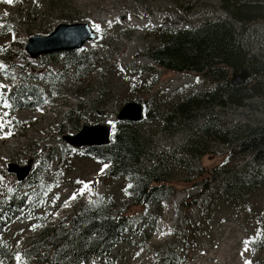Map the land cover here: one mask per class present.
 Returning <instances> with one entry per match:
<instances>
[{
	"label": "rangeland",
	"instance_id": "374dc122",
	"mask_svg": "<svg viewBox=\"0 0 264 264\" xmlns=\"http://www.w3.org/2000/svg\"><path fill=\"white\" fill-rule=\"evenodd\" d=\"M225 16L219 0H0V49L17 54L11 63L0 55V205L22 196L27 205L1 235L6 244L27 249L40 229H67L81 208L98 206L128 215L130 224L94 264H264V161L251 154L233 156L230 145L209 137L198 136L200 143L192 149L187 144L211 116L223 130L263 123L264 99L251 100L247 108L192 112L191 119L166 131L164 117L215 84L195 72L159 68L141 54L164 36L161 28L197 27ZM131 19L148 26L131 25ZM81 22L96 38L74 56L32 59L25 52L30 37ZM245 42L252 52L264 53L259 48L264 23L253 25ZM257 79L264 83L263 77ZM27 87L37 91L38 108L15 106L13 98ZM128 102H147L156 116L137 125L150 142L149 152L130 177H111L110 163L70 145L64 136L85 125H114ZM13 165L24 174L12 171ZM146 176L168 184L138 200ZM85 184L90 191L81 194ZM196 195L198 205L185 210L183 202ZM10 264H17L15 257Z\"/></svg>",
	"mask_w": 264,
	"mask_h": 264
},
{
	"label": "trees",
	"instance_id": "16d2710c",
	"mask_svg": "<svg viewBox=\"0 0 264 264\" xmlns=\"http://www.w3.org/2000/svg\"><path fill=\"white\" fill-rule=\"evenodd\" d=\"M219 4L226 12L224 18L205 20L191 28H161L159 30L164 36L156 44H147L141 53L159 68L176 73L195 72L215 84L212 90L187 99L171 115L164 117L162 123L166 131L176 128L175 124L182 120L191 119L192 112H213L216 106L237 105L247 108L251 100L264 99V83L257 79L264 78V53L252 52L245 42L251 27L264 23V0H219ZM259 48L264 51V43ZM74 54V51L66 53L67 56ZM0 55L11 63L17 54L11 49H0ZM22 57L30 61L27 55ZM245 69L250 75L248 80L232 85V74ZM36 98L35 88L27 87L13 98V102L19 108H38L41 103H35ZM143 106V120L155 119L147 102ZM214 120L215 116H211L199 132L190 136L187 144L191 149L200 143L198 136H204L230 145L233 156L251 154L257 162L264 161V122L223 130ZM140 123L119 120L112 127L108 143L87 147L89 154L110 163L111 177H130L132 169L149 152L150 142L137 128ZM12 124L19 122L13 121ZM167 184L166 179L151 180L146 176L136 198L140 200L143 196H153L158 189L166 188ZM188 199L182 206L191 211L198 205L200 195ZM25 200L23 196L18 200L10 198L6 204L0 205V264H10L18 252L35 264H93L112 250L130 224L129 216L122 212L113 215L98 206L84 207L72 217L69 228L40 229L36 238L26 245L29 246L27 249L13 250L2 240L1 235L11 222L21 217L27 206Z\"/></svg>",
	"mask_w": 264,
	"mask_h": 264
},
{
	"label": "water",
	"instance_id": "95a60500",
	"mask_svg": "<svg viewBox=\"0 0 264 264\" xmlns=\"http://www.w3.org/2000/svg\"><path fill=\"white\" fill-rule=\"evenodd\" d=\"M95 38L96 34L87 22L74 24L61 23L47 36L30 37L25 44V51L30 57L35 59L40 55L76 51L83 47L85 43L93 41ZM248 78L249 72L246 69L240 73H233L231 84H242ZM142 116L143 107L138 103L128 102L120 110L118 119L137 122L142 119ZM110 134L111 129L107 125H85L77 134L64 136V140L75 147L83 148L108 143ZM11 170L24 174L15 165L11 167Z\"/></svg>",
	"mask_w": 264,
	"mask_h": 264
},
{
	"label": "snow or ice",
	"instance_id": "6c2138e0",
	"mask_svg": "<svg viewBox=\"0 0 264 264\" xmlns=\"http://www.w3.org/2000/svg\"><path fill=\"white\" fill-rule=\"evenodd\" d=\"M5 2L11 3L12 0H5ZM95 27H96L97 30H100V28H101V26L99 24L95 25ZM3 67L4 66L2 64H0V68H3ZM5 106L6 107L8 106L6 101H5ZM105 167H107V165H105ZM80 183H83V182H80ZM129 187H131V185H129ZM84 190H89L90 191V189L88 188V185L87 184H85V188L83 190H81V194H83V191ZM72 198L75 199V195H73ZM65 204L67 206V202H65ZM57 215H59V214L57 213ZM15 259L17 261V264H26V261L24 260V258L22 257V255L19 252L16 254Z\"/></svg>",
	"mask_w": 264,
	"mask_h": 264
},
{
	"label": "bare ground",
	"instance_id": "6f19581e",
	"mask_svg": "<svg viewBox=\"0 0 264 264\" xmlns=\"http://www.w3.org/2000/svg\"><path fill=\"white\" fill-rule=\"evenodd\" d=\"M130 24H131V25L139 24V25H141V26H143V27L148 26L147 23H145V22H139V21H137L136 19H131V20H130Z\"/></svg>",
	"mask_w": 264,
	"mask_h": 264
}]
</instances>
